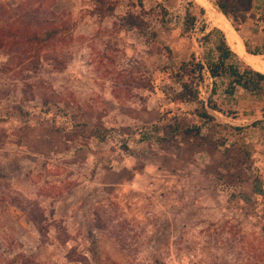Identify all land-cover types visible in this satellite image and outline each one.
I'll return each instance as SVG.
<instances>
[{"label": "rangeland", "instance_id": "374dc122", "mask_svg": "<svg viewBox=\"0 0 264 264\" xmlns=\"http://www.w3.org/2000/svg\"><path fill=\"white\" fill-rule=\"evenodd\" d=\"M221 1L259 44L264 3ZM142 3L0 0V264H264V128L250 125H264V93L229 95L204 66L213 119L172 102L167 68L191 79L219 26L198 0ZM127 10L150 32L123 25ZM103 169L121 173L74 187Z\"/></svg>", "mask_w": 264, "mask_h": 264}, {"label": "trees", "instance_id": "16d2710c", "mask_svg": "<svg viewBox=\"0 0 264 264\" xmlns=\"http://www.w3.org/2000/svg\"><path fill=\"white\" fill-rule=\"evenodd\" d=\"M162 3H166L168 0H161ZM138 4L142 7V0H138ZM112 4H109L111 6ZM115 5V4H114ZM218 8L222 11L224 15L226 14V4L219 0L217 3ZM108 11H112L113 7H108ZM203 8L200 7V12H203ZM121 18L123 19V25L125 24L127 28L134 29L142 34L149 33L148 25L145 22L144 17L139 13H134L130 10H127ZM262 19V39L261 42L255 45L253 48L244 41L245 50L254 55L264 54V14L260 15ZM196 25V16L188 10L185 14V19L183 23V33L192 31ZM232 26L236 31H239V28L236 24L232 23ZM55 31H52L47 36L50 38ZM204 41L211 42L213 45L214 53H207L204 56L203 62L194 64L193 67H190V72L192 74L191 79L183 80L182 76L178 72H173L172 68L170 73L174 76L173 78L179 82L180 89L178 91H173L167 94V97L175 103H194L196 105L195 114L203 120H212L213 115H211L207 108L212 110H219L214 103H211L210 100L207 101V104L203 100L199 99L198 91L196 84L194 83L195 77H200V74L204 68H207L209 75L216 78L226 79L225 93L233 95L238 88L242 89L244 92L254 95H259L264 93V72L254 69L247 63L241 61L237 54L232 50L228 44L224 32L218 28L213 27L209 31L203 34L201 37ZM187 62H182L180 64V69L185 67ZM196 74H198L196 76ZM189 75V74H188ZM214 91V87L211 92ZM260 124V125H259ZM251 126H261L264 128V125H261L260 120L253 121ZM184 132L188 135L190 139L195 138L200 134L199 126L187 127Z\"/></svg>", "mask_w": 264, "mask_h": 264}, {"label": "bare ground", "instance_id": "6f19581e", "mask_svg": "<svg viewBox=\"0 0 264 264\" xmlns=\"http://www.w3.org/2000/svg\"><path fill=\"white\" fill-rule=\"evenodd\" d=\"M207 10V13L210 14L212 17V20L217 23V25L222 29V31L225 34V37L230 44L231 48L238 54V56L242 57V59L251 65L253 68L260 70L264 72V62L259 60L257 55H252L250 53H247L245 51L242 39L237 34L235 29L232 27L230 22L226 19L223 14H218L215 12H212L211 5L206 0H198ZM216 25V24H215ZM242 60V61H243Z\"/></svg>", "mask_w": 264, "mask_h": 264}, {"label": "crops", "instance_id": "0c3cea01", "mask_svg": "<svg viewBox=\"0 0 264 264\" xmlns=\"http://www.w3.org/2000/svg\"><path fill=\"white\" fill-rule=\"evenodd\" d=\"M259 2H263L264 0H261ZM233 27V26H232ZM219 28V27H218ZM234 28V27H233ZM222 30V29H221ZM262 39V38H261ZM227 40V39H226ZM228 42V41H227ZM243 45H244V41L242 40ZM229 44V43H228ZM230 45V44H229ZM231 47V46H230ZM245 48V46H244ZM233 50V49H232ZM234 51V50H233ZM246 51V50H245ZM235 52V51H234ZM247 52V51H246ZM236 53V52H235ZM248 53V52H247ZM237 54V53H236ZM254 55V54H252ZM238 56V54H237ZM77 164L80 166H82L83 170H86L87 168L91 167V163L89 161L86 162H77ZM93 166V165H92ZM121 173V170L118 171H112V170H106L103 169L102 171H99L95 174V176L93 178H85L84 181H77L76 184L74 185V187L79 188L81 185L82 186H86V189L91 188L92 185L95 186H102L107 184L108 182H112V178L113 176H117L118 174ZM94 187V186H93Z\"/></svg>", "mask_w": 264, "mask_h": 264}]
</instances>
